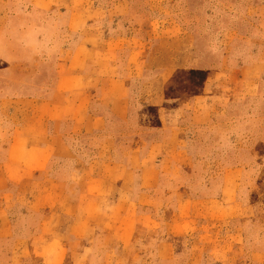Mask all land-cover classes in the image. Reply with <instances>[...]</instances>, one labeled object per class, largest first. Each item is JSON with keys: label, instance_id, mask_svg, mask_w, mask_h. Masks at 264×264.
<instances>
[{"label": "rangeland", "instance_id": "rangeland-1", "mask_svg": "<svg viewBox=\"0 0 264 264\" xmlns=\"http://www.w3.org/2000/svg\"><path fill=\"white\" fill-rule=\"evenodd\" d=\"M116 3L93 1L105 22ZM127 6L114 28L125 36L115 57L126 72L130 115L112 119L111 131L121 156L137 149L135 191H152L144 206L133 198L137 228L123 254L89 264H264V0ZM26 9L25 0H0V42L14 47L20 73L23 60L46 49L37 26L56 23ZM42 69L40 79H52L53 70ZM231 180L234 201L223 194Z\"/></svg>", "mask_w": 264, "mask_h": 264}, {"label": "crops", "instance_id": "crops-1", "mask_svg": "<svg viewBox=\"0 0 264 264\" xmlns=\"http://www.w3.org/2000/svg\"><path fill=\"white\" fill-rule=\"evenodd\" d=\"M25 1L27 13L56 23L34 28L38 43L53 52L41 48L36 59L23 60L22 73L13 69L20 63L14 47L0 42V264L120 257L137 228L133 198L144 206L152 191L150 185L135 191L137 149L121 156L111 131L112 119L130 115L126 72L115 57L125 36L114 28L128 0L106 9L108 24L94 0ZM46 65L50 80L40 79ZM234 188L231 180L223 189L231 201Z\"/></svg>", "mask_w": 264, "mask_h": 264}]
</instances>
